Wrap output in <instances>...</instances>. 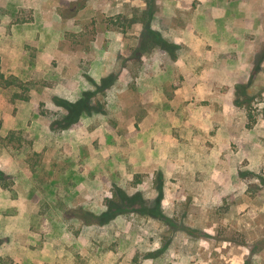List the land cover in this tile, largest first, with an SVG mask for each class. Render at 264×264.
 I'll use <instances>...</instances> for the list:
<instances>
[{
  "label": "rangeland",
  "instance_id": "obj_1",
  "mask_svg": "<svg viewBox=\"0 0 264 264\" xmlns=\"http://www.w3.org/2000/svg\"><path fill=\"white\" fill-rule=\"evenodd\" d=\"M0 56V264H264V0H0Z\"/></svg>",
  "mask_w": 264,
  "mask_h": 264
},
{
  "label": "trees",
  "instance_id": "obj_2",
  "mask_svg": "<svg viewBox=\"0 0 264 264\" xmlns=\"http://www.w3.org/2000/svg\"><path fill=\"white\" fill-rule=\"evenodd\" d=\"M28 90V87L21 82L18 78L10 76L7 77L4 75L1 66V56H0V91H4L7 94L11 95V100L15 101L16 99H28V96L24 93H20L19 90Z\"/></svg>",
  "mask_w": 264,
  "mask_h": 264
},
{
  "label": "crops",
  "instance_id": "obj_3",
  "mask_svg": "<svg viewBox=\"0 0 264 264\" xmlns=\"http://www.w3.org/2000/svg\"><path fill=\"white\" fill-rule=\"evenodd\" d=\"M243 23H244V21H243ZM243 23H242V24H243ZM227 63H228L227 60H224V64L226 65Z\"/></svg>",
  "mask_w": 264,
  "mask_h": 264
}]
</instances>
